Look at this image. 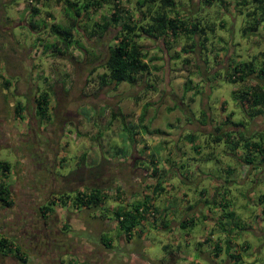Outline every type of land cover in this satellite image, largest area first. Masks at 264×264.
I'll use <instances>...</instances> for the list:
<instances>
[{
  "label": "rangeland",
  "instance_id": "rangeland-1",
  "mask_svg": "<svg viewBox=\"0 0 264 264\" xmlns=\"http://www.w3.org/2000/svg\"><path fill=\"white\" fill-rule=\"evenodd\" d=\"M28 1L0 0V124L12 123L18 132L26 125L35 127V148L52 156L50 166L43 164L32 178L22 179V190L31 194L24 196L25 201L35 203L32 196L40 197L45 184L49 189L54 183L49 200L55 214L62 216L73 208L68 202L64 209L56 199L71 201L69 190L82 188L81 178L102 172L97 183L105 192L109 187L107 195L113 198L104 204L108 210L80 209L65 227L59 222L58 230L67 233L66 243L100 248L101 236L112 238L115 243L110 246L109 264H264V202L259 199L264 195V162L256 157L246 165L241 146L231 150L224 142L215 144L209 139L212 128L223 122L222 131H232L235 137L238 132L245 137L264 135V117H247L240 110L239 98L232 94L235 87L223 80L226 58L249 60L264 51V26L255 33L241 34L247 23L236 12L235 0L200 6L198 18L204 19V25L214 26L213 33L206 32L203 48H189L190 42L183 38L171 41L167 49L161 41L141 39L148 74L133 86L121 83L112 89L100 86L98 78L103 73L100 58L106 38L87 40L75 34L78 48L52 56L42 46L56 41L46 27L65 24L61 2ZM173 1L179 13L197 6L196 0ZM31 6L38 9L33 18ZM29 20L39 30H28ZM260 81L249 76L244 84L248 87ZM196 90L199 93L194 95ZM43 91L48 93V105L40 120L29 105ZM17 103L24 106L20 119L13 111ZM227 114L241 127L226 123ZM121 116L136 135L121 129ZM139 118L141 125L158 133H142L136 128ZM188 134L194 136L193 143L186 140ZM17 142L13 143L17 146ZM6 143H0V160L14 167V155ZM121 147L126 148L127 156L115 152ZM151 159L162 180V191L155 198L147 188L154 184L148 171ZM41 174L48 175L44 181ZM116 187L120 192L114 198ZM148 194L159 211L155 224L150 218L141 221L129 241L117 228H109L112 223L105 225L104 220L115 221L113 213L120 204ZM221 198L228 200V206H218ZM228 210L234 213L232 219L224 216ZM190 218L193 223L179 226L181 220ZM215 243L220 247L217 257L210 254ZM228 253L238 254V260L229 259ZM71 262L80 264L72 258ZM10 264L32 262L10 259Z\"/></svg>",
  "mask_w": 264,
  "mask_h": 264
},
{
  "label": "trees",
  "instance_id": "trees-1",
  "mask_svg": "<svg viewBox=\"0 0 264 264\" xmlns=\"http://www.w3.org/2000/svg\"><path fill=\"white\" fill-rule=\"evenodd\" d=\"M214 1L215 0H196L195 5L197 6L192 11L183 9L179 13L175 10V3L173 0H81V2L58 0V3L61 2L60 11L65 20V24L52 23L46 27L41 22V27L48 28L50 35L56 40L51 44L43 45L42 50L44 52L49 51L52 56L66 54L70 47L78 48L80 46L75 34L85 37L87 40L93 38L101 40L106 38L105 49L102 51L100 58V65L103 69V73L98 76L100 86H111L112 89H115L121 83L133 86L148 74V64L145 61L146 53L143 51L140 40L151 39L153 41H161V44L165 46L164 49H167V44L169 45L171 41L174 40L175 42V40L183 38L190 42L187 45L189 48H203L204 43L207 41L206 32L213 33L214 26L204 25V19L201 17L199 19L196 14L201 7H209ZM28 3L32 4V0H29ZM123 3L125 5H123ZM128 4L131 6L127 7ZM234 6L236 12L243 16L247 23V26L241 30V34L245 35L250 32L255 33L263 28L264 0H235ZM30 13L31 18H33L38 14V9L35 6H31ZM26 23L28 30H39V25L35 24L33 21L29 20ZM221 23L222 22H220V27H222ZM259 57L262 58L258 63ZM226 59L227 65L223 80L235 87L232 94L239 98L240 110L243 111L247 117H264V51L261 50L258 56H252L249 60L241 61L238 57L234 56ZM184 61L187 62V60ZM216 75L217 74L214 73L213 76L215 77ZM249 76H256L260 78L261 81L256 85H249L246 87L244 82ZM198 93V90H196L194 95ZM47 105L48 93L43 91L31 100L29 109H32V115L42 120L46 115ZM26 108L27 105L25 106V109ZM13 111L14 116L20 119V113L24 111L23 104L17 103ZM201 115L205 123L206 115L203 111ZM112 116H114V114H112ZM230 119L231 114H227L224 117L226 123L241 127L240 122L233 123ZM125 121L126 120L121 116V129L131 132L129 122ZM141 123L142 118H139L136 128L141 130L142 133L150 135L158 133L157 130H149L146 125H141ZM221 124L224 125V122ZM222 125L212 128L213 134L209 136L211 143L216 144L224 142L231 147V150H236L241 146L245 152L244 162L246 165L252 163L254 160L253 158L256 157H259L260 160L264 162V135L261 133H252L248 137H245L241 133V135H239L238 132L239 136L237 135V137H235L232 131L223 132ZM131 133L132 136L136 135L134 127ZM186 140L189 143H193L194 136L188 134ZM192 149L197 150V147L193 145ZM119 151L123 156H127L126 148L121 147L115 150L117 154ZM155 163L156 162L151 159V167L148 170L150 171L151 177L154 178V184L150 187L147 186L150 190L149 194H153L154 198L162 191L161 171L158 170L159 168ZM10 167V164L0 160L1 210L9 208L12 203L9 192L7 191V186L3 182L4 178H6V175L9 173ZM98 177H102V172H98L97 178ZM108 178L109 180L111 179L110 177ZM80 181H82V178ZM86 183H82V188L78 187L75 191L70 190L72 193L71 201L66 202L65 197V202L62 198V201L59 199H56V201L64 206L69 202L70 208H73V211H78L80 209L94 211L97 210L98 207L103 210H108V206L104 204H106L107 199L111 200L112 198L107 195L110 194L109 187L107 186L108 189L105 192L104 188L100 187L98 183H96V186H94L95 184L87 185ZM119 192V188L116 187L113 192L115 197H113L117 198ZM149 194L142 195L129 204H120L113 213L115 218L114 223L117 225L118 231L122 233L121 236L126 241H129L132 236L135 235L136 227L141 221L150 218L153 219L152 223L155 224V215L159 214V211L153 205L152 197H150ZM259 199L264 202V195H261ZM212 201L215 202V199H212ZM223 201V198L218 201L219 207L228 206V200H226L227 203ZM204 203H206V201ZM48 205L54 206V203L50 201ZM46 209L48 210L49 207L47 206ZM224 216L228 219H232L234 213L228 210L224 213ZM186 223H193L192 218L188 221L185 219L181 220L179 226H185ZM99 240L105 247L110 246V238L101 236ZM204 241L205 240H203V242ZM219 252L220 247L218 243H215L211 248L210 254L211 256L217 257ZM0 254L2 256L9 255L15 261H20L22 263L26 262L25 259L19 257L17 252H14L12 241L1 235ZM167 254H169V252ZM227 255L229 259L238 260V254L228 253Z\"/></svg>",
  "mask_w": 264,
  "mask_h": 264
},
{
  "label": "flooded vegetation",
  "instance_id": "flooded-vegetation-1",
  "mask_svg": "<svg viewBox=\"0 0 264 264\" xmlns=\"http://www.w3.org/2000/svg\"><path fill=\"white\" fill-rule=\"evenodd\" d=\"M12 128V123L6 125L2 121L0 124V143L2 140H6V147L14 155V167L11 166L3 180L12 203L9 208L0 211V232L12 241L14 252H17L21 259H25L26 262L30 261L32 264H73L71 258L80 264H109L112 258L110 246L112 242L115 243L112 238H110L109 247H105L100 242V248L78 247L76 244L65 242L68 238L67 233L59 231L57 226L59 222L63 227L66 226V223H71L70 221L78 211L65 210V214L62 216L55 214L53 205H48L49 197L53 196L54 183L53 185L50 183L49 189H47L46 183L45 193L40 197L32 196L31 200H35V203L25 201L24 196L31 194L26 193L25 189L22 190V179L24 181L27 178H32L35 172L41 170L43 164L50 166L52 156L48 152L39 153L38 148H35L33 144L35 127L28 128L26 125V129L21 132ZM46 139L49 140L47 136ZM14 141L19 142H17V146L13 143ZM20 143H26V145L19 149L16 148ZM105 173L108 176V173L111 172L108 169ZM46 174H48L47 171ZM47 176L41 174L40 179L44 181ZM88 178L87 185L95 184L94 186H96L100 180L99 177L87 175V178L82 179L80 183L86 182ZM75 189L76 187L72 190L75 191ZM50 190L51 192H49ZM64 209H66L65 206ZM104 221H106L105 225L112 223L111 226L109 225L110 229L117 228L113 221H108V219ZM11 259L15 261L13 258ZM15 262L18 263V261Z\"/></svg>",
  "mask_w": 264,
  "mask_h": 264
},
{
  "label": "crops",
  "instance_id": "crops-1",
  "mask_svg": "<svg viewBox=\"0 0 264 264\" xmlns=\"http://www.w3.org/2000/svg\"><path fill=\"white\" fill-rule=\"evenodd\" d=\"M1 122V121H0ZM2 126V125H1ZM74 217V216H73ZM73 221V220H72ZM1 230V229H0ZM0 235L3 236L4 238H7L8 237L6 235H4L2 232H0ZM10 259L11 257L9 255H5V256H2L0 254V264H10ZM12 260V259H11Z\"/></svg>",
  "mask_w": 264,
  "mask_h": 264
}]
</instances>
